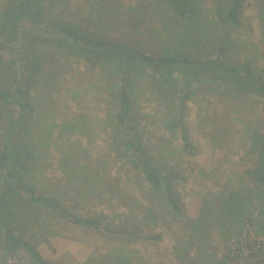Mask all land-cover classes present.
Segmentation results:
<instances>
[{
    "label": "trees",
    "instance_id": "obj_1",
    "mask_svg": "<svg viewBox=\"0 0 264 264\" xmlns=\"http://www.w3.org/2000/svg\"><path fill=\"white\" fill-rule=\"evenodd\" d=\"M211 2L217 4L212 16L207 0H137L134 6H125V0H75L76 15L58 17L52 10L53 0H14L12 33L0 42V48L4 42L22 41L26 64L14 70L9 86H0V242L6 247L8 264L14 260L13 250L20 251L25 264H51L17 225L26 221L18 219L19 214L31 218L36 213L37 219L39 213L51 211L68 220V213L58 207L61 200L30 180L37 168L33 88L45 71L48 54L80 57L105 73L112 110L107 133L117 158L172 209L178 210L180 204L170 193L172 180L168 179L174 176L168 171V157L176 148L163 138L151 144L150 135L139 127L138 82H149L162 111L159 124L173 136L182 135L184 153L195 155L200 150L190 141L194 126L188 120V100L197 92L217 93L219 101L231 99L240 114L252 112L249 119L260 124L251 138L256 158L250 160V171L258 174L257 182H264V75L237 50L239 39L234 32L244 26L246 0ZM224 111H214L204 125L221 143L231 125ZM68 176L71 181L77 179L71 172ZM97 221L76 216L74 223L97 228Z\"/></svg>",
    "mask_w": 264,
    "mask_h": 264
},
{
    "label": "rangeland",
    "instance_id": "obj_2",
    "mask_svg": "<svg viewBox=\"0 0 264 264\" xmlns=\"http://www.w3.org/2000/svg\"><path fill=\"white\" fill-rule=\"evenodd\" d=\"M207 1L212 16L217 4ZM74 3L75 0H53L52 10L58 17L66 13L76 15ZM136 3L137 0H125V6ZM14 5V0H0V42L12 33ZM244 17V26L234 31L239 39L237 50L264 75V0H246ZM208 26L212 28L213 20ZM25 64L22 41L4 42L0 48V86H9L14 70ZM44 67L33 88L36 108L32 129L37 144V168L30 180L61 200L58 207L68 213V220L44 211L37 219L36 213L31 218L19 214L18 219L26 221L16 224L51 264H176V238L190 234L184 214L198 212L202 207L201 195L210 194L208 189L213 187L211 173L253 166L250 160L256 157L251 138L260 123L251 122L252 112L240 114L231 99H221L228 108L219 101L221 97H216L217 93L197 92L188 100V120L194 126L190 141L200 150L195 155L184 153L182 135L178 132L173 136L159 124L162 111L150 93L149 82L136 84L137 113L142 117L139 127L150 135L151 144L163 138L176 148L168 157V171L174 175L168 178L172 180L170 193L184 207L176 216L167 200L163 202L161 197L151 194L148 183L117 158L107 133L112 110L105 73L80 57L59 53L48 54ZM220 110H225L231 119L227 136L222 137L223 144L204 129L214 111ZM70 172L77 179L71 181ZM10 182L9 178L4 184L9 186ZM92 182L94 185L89 187ZM260 197L263 201L264 191H260ZM76 216L96 218L98 227H79L74 223ZM247 237L264 240V236L252 232L250 218L237 241L222 244L223 264L254 261L238 250L234 258L226 257L227 248L240 247ZM3 246L0 242V264H8ZM12 252V264H25L19 250Z\"/></svg>",
    "mask_w": 264,
    "mask_h": 264
},
{
    "label": "crops",
    "instance_id": "obj_3",
    "mask_svg": "<svg viewBox=\"0 0 264 264\" xmlns=\"http://www.w3.org/2000/svg\"><path fill=\"white\" fill-rule=\"evenodd\" d=\"M250 170L211 173L213 187L208 189L210 194L201 195L202 207L183 216L190 234L176 238V264H223L222 244L237 241L248 218L252 232L264 236V200L260 197L264 182H257L258 174ZM179 207L173 209L176 216L184 209Z\"/></svg>",
    "mask_w": 264,
    "mask_h": 264
},
{
    "label": "built area",
    "instance_id": "obj_4",
    "mask_svg": "<svg viewBox=\"0 0 264 264\" xmlns=\"http://www.w3.org/2000/svg\"><path fill=\"white\" fill-rule=\"evenodd\" d=\"M237 250L242 252L246 257L253 258L258 264H264V240L251 239L249 237L243 240L240 247H229L226 249V257L234 258L237 254Z\"/></svg>",
    "mask_w": 264,
    "mask_h": 264
}]
</instances>
